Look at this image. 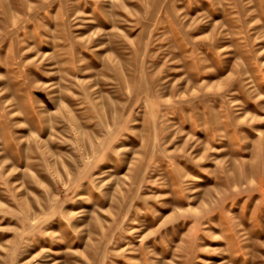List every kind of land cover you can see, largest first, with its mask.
I'll return each instance as SVG.
<instances>
[{"label":"rangeland","instance_id":"1","mask_svg":"<svg viewBox=\"0 0 264 264\" xmlns=\"http://www.w3.org/2000/svg\"><path fill=\"white\" fill-rule=\"evenodd\" d=\"M0 264H264V0H0Z\"/></svg>","mask_w":264,"mask_h":264}]
</instances>
